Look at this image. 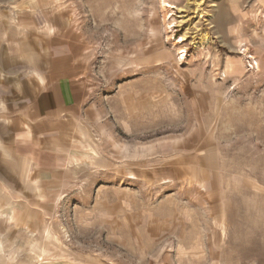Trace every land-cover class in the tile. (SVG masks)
<instances>
[{
	"label": "rangeland",
	"instance_id": "obj_1",
	"mask_svg": "<svg viewBox=\"0 0 264 264\" xmlns=\"http://www.w3.org/2000/svg\"><path fill=\"white\" fill-rule=\"evenodd\" d=\"M0 182V264H264V0H0Z\"/></svg>",
	"mask_w": 264,
	"mask_h": 264
},
{
	"label": "crops",
	"instance_id": "obj_2",
	"mask_svg": "<svg viewBox=\"0 0 264 264\" xmlns=\"http://www.w3.org/2000/svg\"><path fill=\"white\" fill-rule=\"evenodd\" d=\"M17 26V27H16ZM17 29V32H22L23 29L19 28L20 26L15 25ZM41 82H43V78H39ZM77 83V77H58L57 79L51 80L43 85V87L40 88L38 93L35 96L34 100V109L37 114L39 115H47L51 112V108L54 109H61L62 106H64V109H71L74 106V101L79 99V89H76L75 94V88L74 84ZM82 90V89H81ZM48 99L51 101L49 105H46V100ZM76 105V104H75ZM47 106V107H46ZM20 162H23V160L26 162L23 169H18L17 165L13 166L15 170H19L21 172L27 173L28 171V158L27 157H21L19 158ZM18 161V160H17ZM21 166V165H20ZM23 170V171H22ZM27 175V174H26ZM0 187L3 186L0 182ZM2 190H0V196H1Z\"/></svg>",
	"mask_w": 264,
	"mask_h": 264
},
{
	"label": "bare ground",
	"instance_id": "obj_3",
	"mask_svg": "<svg viewBox=\"0 0 264 264\" xmlns=\"http://www.w3.org/2000/svg\"><path fill=\"white\" fill-rule=\"evenodd\" d=\"M163 1V0H162ZM165 2V1H164ZM162 3V2H161ZM163 5L166 4V3H162ZM167 5V4H166ZM166 7V6H165Z\"/></svg>",
	"mask_w": 264,
	"mask_h": 264
}]
</instances>
